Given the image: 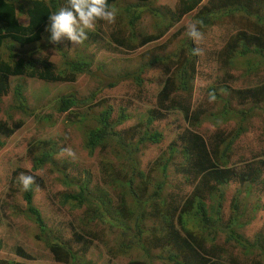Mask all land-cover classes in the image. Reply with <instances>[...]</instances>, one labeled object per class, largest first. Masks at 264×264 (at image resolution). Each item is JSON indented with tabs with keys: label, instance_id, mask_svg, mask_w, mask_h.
Masks as SVG:
<instances>
[{
	"label": "rangeland",
	"instance_id": "rangeland-1",
	"mask_svg": "<svg viewBox=\"0 0 264 264\" xmlns=\"http://www.w3.org/2000/svg\"><path fill=\"white\" fill-rule=\"evenodd\" d=\"M148 2L152 3L154 8L161 7L174 11L178 0H148ZM131 4L146 5V1L117 0L113 4L117 10L115 24L98 22L95 28L88 32V39L75 48L69 41L63 40L62 45L69 50L66 54L67 59L90 61L91 75L79 76L72 83L19 80L28 104L42 115V122L36 123L35 120L13 111V92L10 91L2 97L0 121L7 124L20 121L23 122V127L9 138L0 136V141L4 143L0 148V264H12V262L60 264L55 262L49 249L37 239L38 228L27 215L23 198L24 190L18 181L21 173L35 177V184L32 186V203L41 210L42 217L51 230L59 234L63 242L70 244L76 256L75 264H126L130 260H144L143 253L135 249L128 251L126 255L112 258L109 249L122 240L121 232L91 219L99 207L98 203H104L110 197L108 213L126 224L128 217L123 213L116 215L113 212L116 205H119L118 198L127 192L126 182L130 180L131 170L146 174L157 162L161 161L163 164L169 156L170 144L176 147L166 171L163 197L177 204L191 193L192 185L199 184V179L192 178V174L185 177L183 174L186 169H181L183 158L179 151L182 147L177 143V132L187 124L182 121L180 113L166 114L162 120L153 123L152 130L162 134L160 144L140 142L149 129L144 124H138V117L156 107L162 86L161 79L165 69H168L167 64H149L154 57L178 54L184 41L191 42V46L186 49L189 58L193 56L191 54L193 48L201 47L203 55L193 56L196 59L191 94L184 96L182 100L192 111L201 109L215 112L222 104L216 100L210 102L208 88L220 84L222 77L225 79L223 72L220 71L221 62L218 60V55L229 38L238 33L237 31L251 29V20L245 21L237 16L226 18L203 30L204 39L197 45L186 34V26L194 23L189 17L181 18L177 22L170 19L161 22L144 14L132 31L125 24L124 12ZM19 22L25 25L26 18L22 15ZM169 24L172 27L162 38L140 49L134 48L131 51L128 47H131L129 45L132 42L121 46L132 32L138 38L143 35L159 34L158 28L164 30ZM45 38L46 34L43 35V39ZM253 40L261 44V52L264 53V43L256 38ZM29 48L41 49L42 56L39 54L38 56L48 59L58 68L61 66L60 52L53 44L46 45L44 40ZM29 48H24L22 52L28 53ZM247 60L248 58L244 63L236 64V68L231 69L227 74L231 77L230 88L245 89L264 83L263 58L256 56L249 62ZM144 64L149 67L142 74V83L137 85L132 75ZM252 68H257L258 71H252L253 73L247 75V69ZM17 81L11 79V87L14 88ZM68 94L74 95L76 99L87 100L86 104L90 105L94 113L101 112L108 105L111 115L109 122L119 134L122 146L114 140H107L89 155L84 144L87 131L96 127L94 123H83L80 128L69 127L66 121L64 123L65 114L59 115L55 112V108L50 109L57 97ZM232 104L235 108L239 107L236 101ZM122 111L126 115L125 120L120 119ZM46 116H50V120L55 118V125L51 124ZM258 122L261 123L259 120L252 121L254 128L251 129V126L246 134L238 136L229 163L231 167L233 165L237 167L239 165L237 162L242 158L243 160L255 158L258 167L260 162L264 163V132L259 131ZM199 127L200 133L208 140L218 132L234 137L233 135L239 132L240 120L231 118L227 123H220L217 127L202 122ZM44 141H48L49 144L46 149H42V152L49 151L50 159L41 168H34L33 157H38L42 153L41 147L35 144ZM66 147L76 153L75 160L60 155L61 149ZM241 168L242 166H238L236 169ZM259 168L264 169V165ZM156 172H152V182L160 183L163 181L162 171ZM262 173L264 176V170ZM86 183H88L87 189L84 187ZM136 184L142 186L141 180H136L134 185ZM83 187L88 204L80 207L60 204L63 194H77ZM239 187L238 183H232L225 189L226 203L223 206V215H229L231 198ZM249 194L241 204L240 217L248 216L254 203L264 204L261 186L257 184L249 186ZM263 219V212L260 210L254 212V218H249V221H254L245 226L242 233L251 238V234L257 229L264 231L260 229ZM131 233L129 231L128 236H131ZM216 243L218 246L222 244L219 241ZM85 246H89V249L84 253ZM17 249L21 251L15 252ZM19 252H25L28 258L18 256ZM156 254H158L157 250L152 251V255Z\"/></svg>",
	"mask_w": 264,
	"mask_h": 264
},
{
	"label": "trees",
	"instance_id": "trees-1",
	"mask_svg": "<svg viewBox=\"0 0 264 264\" xmlns=\"http://www.w3.org/2000/svg\"><path fill=\"white\" fill-rule=\"evenodd\" d=\"M115 1L117 0H108V3L113 6ZM138 1H146V5L131 4L124 10L125 24L132 31L144 14L161 22L169 19L177 22L186 17L194 22L203 21L201 31L226 18L236 16L245 21L251 20L252 26L251 29L239 30L232 35L218 55L221 62L220 71L223 72L225 79L222 77L220 84L208 88V93H214L215 100L222 104L215 112L201 109L192 111L182 100L184 96L191 94L193 87L196 58L193 56L189 58L186 53L191 42L184 41L178 54H166L154 57L150 61L149 65L167 64L168 69H165L161 79L162 86L156 107L138 117V124H144L149 129L146 131L149 136L146 133L140 142L160 144L162 134L152 130L153 123L162 120L166 114L180 113L182 121L187 124L177 132V143L182 147L179 151L183 158L181 169H186L183 174L185 177L192 174V178L199 179V184L192 185L191 193L177 204L163 197L166 171L176 147L170 144L169 156L163 164L161 161L157 162L146 174L131 170L130 180L126 182L127 192L118 198L119 205H116L113 212L116 215L123 213L128 217L126 224L108 213L110 197L104 203L97 202L99 207L91 220H97L121 232L122 240L114 246L115 249L114 247L109 249L112 258L126 255L128 251L134 249L143 253V261L130 260L126 264H264L262 231L251 234V238L242 233L249 218L263 206L254 203L250 214L240 217L241 204L250 195L249 186L257 184L264 193L262 173L264 169L259 168L264 163L260 162L258 167L255 158L251 160L242 158L237 162L238 166H242L241 169L237 170L238 166L229 165L238 136L247 133L252 121L259 120L261 123L258 122V129L264 132V83L234 90L229 87L231 77L227 75L231 69L236 68V64L244 63L246 58L249 62L256 56H261L264 62L261 44L253 40L256 38L264 43V0H178L174 11L161 7L154 8L148 0ZM66 3L67 0H0V97L9 93L11 78L28 77L45 83H72L79 76L91 75L90 61L67 59L66 54L69 50L62 45L64 39L59 44H53L62 59L59 68L48 59L40 57L41 49L29 48L44 40L46 45L49 44V33L45 31L48 16L60 7L66 6ZM22 15L26 18L25 25L19 22ZM170 27L171 24L164 30L158 28L159 34L143 35L140 38L132 32L121 46L132 42L129 45L131 47H128L131 51L134 48L140 49L162 38ZM26 47L29 48L28 53L22 52ZM148 67L144 64L132 75L137 85L142 83V74ZM257 68L247 69V75ZM12 92L16 101L14 110L27 117H33L36 123L42 122V115L29 108L26 103L22 87L16 86ZM233 101L238 102V108L233 106ZM86 103L87 100L76 99L74 95L68 94L57 97L50 109L55 108L59 115L65 114L64 123L66 121L69 127L80 128L83 123H94L96 127L87 131L84 144L89 155L107 140H114L121 145L119 134L109 122L111 115L108 105L101 112L94 113ZM49 118L51 119L50 116H46V119L55 125V118L52 120ZM231 118L240 120L239 132L234 134V137L218 132L208 140L199 131L202 122L217 127L220 123H227ZM120 119H126L123 111ZM22 126L23 123L20 121L12 125L0 121V136L9 138ZM253 128L254 125L251 129ZM48 144V141H44L35 145L40 146L42 152ZM3 146L4 143L0 141V148ZM49 159V151H43L38 157H33L34 168H41ZM157 168L159 172L162 171L163 181L160 183L152 182V172H156ZM136 180H141L142 186L134 185ZM232 183H238L240 187L231 198L229 215L225 216L223 215V206L226 203L225 189ZM87 184L84 186L86 189ZM84 187L77 194H63L60 204L72 207L88 204L84 197ZM32 196L31 186L28 191H24L23 198L27 215L38 228L37 239L49 249L55 262L75 264L76 256L70 244L63 242L60 235L47 225L41 210L33 205ZM129 231L130 233L132 231L131 236H128ZM217 241L222 244L218 246ZM88 249L89 246H85L83 252ZM155 250L158 254L152 255V251ZM18 251L21 250L17 249L15 252ZM17 254L22 258H28L25 252Z\"/></svg>",
	"mask_w": 264,
	"mask_h": 264
},
{
	"label": "clouds",
	"instance_id": "clouds-1",
	"mask_svg": "<svg viewBox=\"0 0 264 264\" xmlns=\"http://www.w3.org/2000/svg\"><path fill=\"white\" fill-rule=\"evenodd\" d=\"M116 19H117V10L113 6L109 5L108 0H67L66 6L60 7L57 11H55L54 13L48 16V22L45 27V31L49 33V37H48L49 43L59 44L63 39H66L73 45V48H75L83 44L88 39V32L93 30L98 22H105L109 25H112L115 24ZM202 27H203V21H196L194 23H189L186 26L187 36L197 45H199L204 39V33L203 31H201ZM191 54L193 56H201L203 55V49L201 47H195L192 49ZM11 79L18 80L15 87L16 86L22 87V95L26 103H28V101L24 95V88L19 82V80L30 79V80L41 81L38 79L28 78V77H17ZM15 87L13 88L10 85L9 92L10 91L12 92L15 89ZM4 96L0 97V104H1V99ZM209 99L210 102L214 101L215 94L209 93ZM15 106H16V101L14 100L12 109L13 111L18 112L17 110H14ZM29 108H31L30 105ZM18 113L26 118L34 120L33 117H27L20 112ZM60 155L66 156L67 158H70L72 160L76 159V153L71 148L68 147L62 148ZM34 178L35 177L32 175H26L23 173L19 175L18 181L24 191H28L31 188V186L35 184ZM261 205L263 207H260L258 210L264 213V204ZM258 210H256L255 213ZM253 221L254 220L249 221L246 226L250 225ZM260 229L264 230V219L260 224ZM258 231L259 229H257L254 233ZM262 233L264 234V231H262Z\"/></svg>",
	"mask_w": 264,
	"mask_h": 264
}]
</instances>
